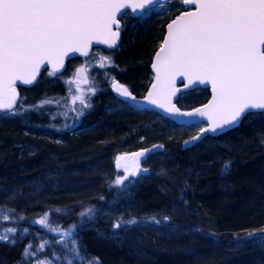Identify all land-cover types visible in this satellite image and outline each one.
Instances as JSON below:
<instances>
[{
  "label": "trees",
  "instance_id": "16d2710c",
  "mask_svg": "<svg viewBox=\"0 0 264 264\" xmlns=\"http://www.w3.org/2000/svg\"><path fill=\"white\" fill-rule=\"evenodd\" d=\"M181 11L170 1L147 16L121 17L111 73L136 96L151 82L149 64L165 25ZM43 73L20 90L19 115L0 112V206L15 210L13 224L39 231L32 222L47 212L46 227L75 225L84 252L100 264H264V112L183 148L196 126L177 132L174 122L117 100L108 82L97 84L77 117ZM191 93L199 96L182 106ZM208 96L203 88L187 91L177 105L192 108ZM58 111L62 119L54 117ZM136 149H151L143 162L148 173L116 185L112 157ZM85 208L94 209L91 218L79 215ZM117 218L138 223L114 230ZM28 239L0 242V264L21 261Z\"/></svg>",
  "mask_w": 264,
  "mask_h": 264
},
{
  "label": "snow or ice",
  "instance_id": "6c2138e0",
  "mask_svg": "<svg viewBox=\"0 0 264 264\" xmlns=\"http://www.w3.org/2000/svg\"><path fill=\"white\" fill-rule=\"evenodd\" d=\"M172 2L192 8L182 11L168 23L167 34L152 62L155 76L144 100L173 115L205 118L207 127H202L201 132L191 138L193 141L201 139L205 133L215 134L236 126L255 112H264V0ZM157 7L165 8L164 0H0V112L20 114L14 107L18 104L17 81L32 84L41 71V65L47 63L55 70L57 66H63L64 58L70 52L87 55L93 40L109 48L117 47L120 18L127 14V9L143 17L153 13ZM102 60L112 63L110 57H102ZM178 76L187 81L185 88L210 84L211 100L202 107L181 112L172 103V97L178 91L175 88ZM112 88L126 99L137 100L128 87L115 78ZM74 99H79L84 107L90 106L79 96ZM184 143L187 145L190 141ZM163 147L162 144L153 145V148ZM150 151L144 149L133 154L137 168L140 158ZM122 159L125 157H116L118 168ZM131 174L134 176L136 172ZM126 178L118 177L115 184H122ZM14 211H5L0 206V217L9 220L12 218L10 213ZM92 214L94 209L91 208L79 213L81 217L89 218ZM48 216L46 212L35 223L47 226ZM150 219L156 224L161 223L155 217ZM137 223L135 218H117L112 228L117 230ZM74 229L75 225L71 229L61 230L57 226L50 230L73 236ZM259 231L264 233V228ZM4 232L0 234V241L12 242L7 234H14L16 228L9 227ZM254 234L250 232L248 236ZM261 239L264 240V236ZM70 242L72 255L65 257L67 264H100L97 257L89 258L86 251H81L75 238ZM31 247L25 248V257L37 254L30 251ZM38 264H52V261L46 258L39 260Z\"/></svg>",
  "mask_w": 264,
  "mask_h": 264
},
{
  "label": "rangeland",
  "instance_id": "374dc122",
  "mask_svg": "<svg viewBox=\"0 0 264 264\" xmlns=\"http://www.w3.org/2000/svg\"><path fill=\"white\" fill-rule=\"evenodd\" d=\"M182 10L183 5H182ZM107 51H104V50ZM112 50H108L107 48H95L91 55L85 59L81 58H75L67 62L66 69L64 72H62L59 75H53L57 77L54 80L49 81V77L46 74L49 71H44V80L46 82V87L50 86L53 91L60 89V97H62V101L59 100L58 102H64L61 105H64V108L66 109V112H74L76 113L77 117L80 116L81 113H79V110L81 108H84V105L80 103L79 99H74V97H81L84 99L85 103L87 104L91 98L95 95L97 91V84H102L105 82H108V86L110 88V83L113 80V74L111 73L112 69V63H105L102 60V57H110ZM112 60V59H111ZM103 64V66H101ZM79 73L77 72V70ZM50 73V72H49ZM42 75V76H43ZM87 81V82H85ZM35 85V84H34ZM196 93H191L190 95H186L182 97V106L186 104L185 101H195L197 98ZM20 101V99H19ZM57 105V103H56ZM49 107V105H47ZM60 106V105H58ZM183 108V107H181ZM55 118L61 117L60 111L53 114ZM69 116V115H68ZM203 126L198 125L195 127V131H200ZM168 130L171 131V128L168 126ZM184 128L180 126L179 129H177V132L183 131ZM127 153V152H126ZM124 153H118L117 156H121ZM148 153L143 156V162L147 158ZM143 162L139 164V167L135 165L134 168L126 167L128 169L127 172H125V167H117L113 166L114 172L117 174L116 179L118 177H127L123 180L124 183L130 184L134 182L135 179L139 178V176H142L146 173H148V169L143 165ZM146 169V171H145ZM135 171L136 175H132L131 173ZM36 220H33L32 225H36ZM9 227H15L16 232L14 234L8 233L10 237V241H0V242H7V243H13L18 240L20 236L29 234L28 243L26 244L25 248L31 245V252H36L37 254L35 256H28L25 257L23 254V258L21 261H19L16 264H38L39 260L48 259L52 261V264H67V261L65 257H71L72 253L69 251V249L72 248L71 240L75 238L81 248V251L84 252L78 238L76 237L75 233H73V236H67L63 235V232H54L51 231V228H48L46 226H37V228H40L39 231H30L25 229H20L18 226L12 223V221L9 220H3L2 217H0V234H5L4 230ZM71 229V228H68ZM64 230V229H61ZM61 240H63V243H61ZM65 244H67V247H65ZM44 245L41 249L40 246ZM25 250V249H24ZM56 257H59V259H56ZM92 256L89 255V258Z\"/></svg>",
  "mask_w": 264,
  "mask_h": 264
},
{
  "label": "water",
  "instance_id": "95a60500",
  "mask_svg": "<svg viewBox=\"0 0 264 264\" xmlns=\"http://www.w3.org/2000/svg\"><path fill=\"white\" fill-rule=\"evenodd\" d=\"M168 1H171V0H164L165 3L168 2ZM183 6L186 8L185 10H187V9H191V8H192V6H185V5H183ZM127 12L131 13V14H132L133 16H135V17H139V16H141L140 13H135V14H133L131 9H127ZM180 13H181V12H180ZM180 13H179V14H180ZM179 14H177V15H179ZM177 15H176V16H177ZM176 16H174L173 19H175ZM168 23H171V20H170ZM168 23L165 25V32H164V35L167 34V25H168ZM120 25L122 26L121 20H120ZM113 30H115V26H114ZM120 30H121V28H120ZM164 35H163V37H164ZM120 40H121V31H120V36H119V39H118V45H119V43H120ZM162 41H163V38H162ZM162 41H161V42H162ZM159 46H160V45H159ZM159 46H158V48L155 50V52H154V54H153V56H152L151 62H150V64H149V70H150V72H151V74H152V79H151L150 84H149L148 87H147V91H146V93H145L144 95H142V96H136L134 93H132L134 96H136V98H137L136 101H132V100L126 99L125 97H122V96L118 95V93H116V92L113 90V88H112V81H111V83H110V88H109L111 94H112L114 97H116V98H119V99H122V100L126 101L127 103H129L131 106H133V107H135V108L151 110V111L157 113L158 115H160V116H162V117H164V118H166V119H168V120L174 122V123H175L176 125H178V126H190V125L202 124V125H204V127H207L208 122H207V120H206L205 118H203V117H199V116H196V117H188V116H182V115H173V114H170V113H168V112H165L164 109H162V108H158V107H156V106L153 105V104H149L146 100H144V97L148 94V90L151 88V85H152L153 80H154L155 72H154V70L152 69V62H153V59H154V57H155V53H156L157 51H159ZM96 47H105V48H109L106 44L99 43V42H97L96 40H93V41H92V44L89 46V48H88V50H87V51H88V54H87V55H83V54H81L80 52H70V53H68V55L64 58L63 66H57V68H56L55 70L53 69V67H52L51 65H49V64H47V63L44 64V65H41V71L37 74V78H36V80H35L32 84H22V83H20L19 81H17L18 102H19V99H20V88H23V87H31V86H33V85L37 82V80L39 79L40 75L42 74V72H43L44 70L47 69V70H49L50 72H53V73H54L53 75H59V74H61L62 72H64V70L66 69L67 62H68V61H70V60H72V59H75V58H86V57H88V56L91 54L92 50H93L94 48H96ZM117 47H118V46H117ZM117 47H115V48H109V49H111V50H115ZM115 80L118 81L117 79H115ZM118 82H119V81H118ZM119 83H120V82H119ZM185 83H187V81L184 80L183 77L178 76V77L176 78L175 88L178 89V91H177L176 95L172 97V103L175 104L176 107L179 108V109L181 110V112L192 111V110L195 109V108L202 107L203 105L207 104V103L211 100V98H212V89H211V85H210V84H207V85H204V84H197L194 88H185V87H184V84H185ZM120 84H122V83H120ZM124 86H125V85H124ZM199 88H204V89H207V90H208L209 96H208L207 100H206L204 103L199 104V105H196V106H194V107H192V108H187V109H181L180 107H178V105H177V100H178L179 96L181 95V93H184V92H187V91H193V90H196V89H199ZM16 106H17V105H15L14 107H16ZM255 113H257V112H255ZM239 125H240V123H239L238 125H236V126L229 127V128H225V130L222 131V132L218 131V132L215 133V134H214V133H211V132H208V133L203 134L202 137H204V136H206V135L211 136V137H217V136H219V135H222V134L226 133V132L229 131V130H232V129L238 127ZM200 132H201V130L198 131V132H196L195 134H193V135H192L191 137H189L188 139H186L185 141H190V143H188L187 145L184 143L185 141H183V143H182V147H183V148L191 147L195 142L199 141L200 139H199V140H195V141H193L191 138H192L193 136L198 135ZM143 150H144V149L136 150V151H134V152L131 154V156H130V154H128V153H124V154H122L121 156H122V157H125V159H122V160L120 161V166H121V167H130V168H133V167L137 164V162L134 161L133 159L130 161V157H132L134 153H136V152H140V151H143ZM142 162H143V157L140 158V160H139V164H141ZM116 164H117V162H116Z\"/></svg>",
  "mask_w": 264,
  "mask_h": 264
},
{
  "label": "bare ground",
  "instance_id": "6f19581e",
  "mask_svg": "<svg viewBox=\"0 0 264 264\" xmlns=\"http://www.w3.org/2000/svg\"><path fill=\"white\" fill-rule=\"evenodd\" d=\"M146 91H147V89H146ZM146 91H145L142 95H144V94L146 93ZM142 95H141V96H142ZM115 98H116V97H115ZM116 99L119 100V101L122 102V103H125V104H127V105H130L129 103H127L126 101H124V100H122V99H119V98H116ZM116 157H117L116 154L112 157V160L110 161V163H111V167L114 166V163H115V166H117V164H116V162H117V161H116ZM120 167H121V166H120ZM125 168H126V167H125ZM110 170H111V169H110ZM112 171H113V169H112ZM112 171H111V172H112ZM111 172H110V174H112ZM108 174H109V172H108Z\"/></svg>",
  "mask_w": 264,
  "mask_h": 264
},
{
  "label": "flooded vegetation",
  "instance_id": "af4514ba",
  "mask_svg": "<svg viewBox=\"0 0 264 264\" xmlns=\"http://www.w3.org/2000/svg\"><path fill=\"white\" fill-rule=\"evenodd\" d=\"M136 150H138V149H136ZM136 150H133V151H130V152H127L128 154H130V156H131V154L134 152V151H136ZM132 160V157H130V161ZM134 168V167H133Z\"/></svg>",
  "mask_w": 264,
  "mask_h": 264
}]
</instances>
